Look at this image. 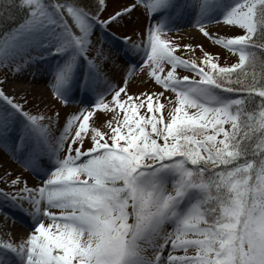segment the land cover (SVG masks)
<instances>
[{
    "label": "snow or ice",
    "instance_id": "1",
    "mask_svg": "<svg viewBox=\"0 0 264 264\" xmlns=\"http://www.w3.org/2000/svg\"><path fill=\"white\" fill-rule=\"evenodd\" d=\"M0 161V264H264V0H0Z\"/></svg>",
    "mask_w": 264,
    "mask_h": 264
},
{
    "label": "rangeland",
    "instance_id": "2",
    "mask_svg": "<svg viewBox=\"0 0 264 264\" xmlns=\"http://www.w3.org/2000/svg\"><path fill=\"white\" fill-rule=\"evenodd\" d=\"M188 29H193L194 30V35L191 37V36H188V35H184L185 31L188 30ZM197 30L195 29L194 26H186V27H182L180 26V31L177 32L175 29H173V32H172V35L174 37L177 38L178 42H191L192 38L195 37L196 38V42L197 43H204L205 47L206 48H209V49H212L215 47L214 43L213 42H210L207 38H204L203 36H197ZM181 52H184L185 50L181 49L180 50ZM196 55H199V50L196 51ZM227 59L229 61H232L234 59V56L233 55H228L227 56ZM221 63H224V59L222 58ZM181 74H183V70H181ZM189 75H191L192 73L189 72L188 73ZM39 85L43 86L44 84V81L43 80H40L37 82ZM144 87H151V82H146L144 80H140V79H135L134 83H133V88H139V89H143ZM39 95V94H37ZM46 95V93H45ZM168 93L166 92L165 93V96H167ZM48 103L50 104H54L55 103V100L54 99H50L48 101ZM16 167L19 168L24 175L28 176V177H34V174H32L28 169H25L21 164L19 163H16Z\"/></svg>",
    "mask_w": 264,
    "mask_h": 264
},
{
    "label": "bare ground",
    "instance_id": "3",
    "mask_svg": "<svg viewBox=\"0 0 264 264\" xmlns=\"http://www.w3.org/2000/svg\"><path fill=\"white\" fill-rule=\"evenodd\" d=\"M181 26L182 27H186L188 25H181ZM185 34L192 37L195 33H194L193 29H188V30L185 31L184 35ZM37 94H39V93L38 92L35 93V95H37ZM3 164H4V162L0 161V187L3 186L2 177H3V172L5 170L4 167H3ZM13 167L16 168V169H19V168L16 167V163L13 164ZM28 180H29V183H32V182H36L38 180V178L34 175V177H28ZM14 211L17 212L16 220L18 221V225H16V226H13V222H12L11 219H8L5 222L3 216L0 215V238H2L4 236V233L8 232L9 229H11V231L16 233L17 235H19L20 233L27 232V231L31 230L29 227H27V225L31 223L30 218L27 221L22 220L21 219V214L19 213V210H14Z\"/></svg>",
    "mask_w": 264,
    "mask_h": 264
}]
</instances>
